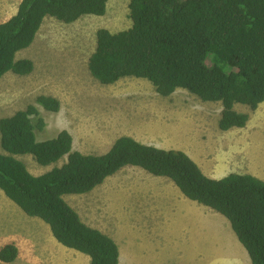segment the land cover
<instances>
[{
  "label": "trees",
  "instance_id": "trees-1",
  "mask_svg": "<svg viewBox=\"0 0 264 264\" xmlns=\"http://www.w3.org/2000/svg\"><path fill=\"white\" fill-rule=\"evenodd\" d=\"M110 1L21 0L16 14L0 23V80L33 72V62L17 54L34 43L45 19L70 25L102 17ZM128 9L130 28L96 32L90 75L101 85L143 79L162 97L186 90L202 102L221 103V131L244 128L249 116L234 106L256 110L264 103V0H129ZM36 103L52 113L61 107L51 96H38ZM45 126L34 105L0 120V191L26 216L45 223L60 245L89 257V264H119V248L86 225L64 197L90 193L126 167L166 178L190 201L222 215L251 264H264L263 181L235 173L211 179L186 153L129 136L118 138L105 154H82L73 150L66 130L38 141ZM25 155L44 168L66 161L34 176L16 158ZM18 256L12 243L0 248L3 264Z\"/></svg>",
  "mask_w": 264,
  "mask_h": 264
},
{
  "label": "rangeland",
  "instance_id": "rangeland-1",
  "mask_svg": "<svg viewBox=\"0 0 264 264\" xmlns=\"http://www.w3.org/2000/svg\"><path fill=\"white\" fill-rule=\"evenodd\" d=\"M20 1L0 0V23L16 14ZM128 4L129 0H111L104 16H87L70 25L45 19L34 43L17 54V59L33 62V72L28 76L8 73L0 80V120L34 105L46 124L43 131L37 132V140L54 138L66 130L72 136L73 150L82 154H105L122 136L136 137L146 143L150 142L148 139L159 138L161 142L157 145L165 150L189 151L206 175L219 169L220 176L251 172L254 166L264 169V103L256 110L236 104L234 110L247 114L249 120L244 128L223 132L218 128L222 112L219 102H202L183 89L170 97H162L143 79L128 78L114 85H101L90 75L88 60L95 50L96 32L106 29L116 33L130 28ZM41 95L59 100V112H48L39 106L36 99ZM164 137L168 143L162 142ZM240 140L246 141L237 145ZM0 154H4L1 147ZM16 158L34 176L66 161L64 158L44 168L32 156ZM163 179L166 178L155 177L140 168L126 167L91 194L66 198L86 225L117 234L122 252H126V240L138 239L139 246L133 250L143 259L147 255L145 250L153 256L175 243L183 246L185 238L181 231H187V241L195 229L201 231L204 227L206 234L210 231L200 219L176 216L178 212L173 207L179 205L163 198L171 196L165 185L171 181L161 182ZM212 213L221 216L215 211ZM162 217L169 220L165 218L162 222ZM213 225L211 236L202 239L207 247L213 246V232L220 228ZM228 226L231 237L227 253L232 260L239 259L244 249L229 223ZM10 243L19 251L17 260L11 264L90 262L86 255L61 246L45 223L26 216L0 191V248ZM164 254L169 255L168 252L156 255ZM206 260L203 254L201 261Z\"/></svg>",
  "mask_w": 264,
  "mask_h": 264
},
{
  "label": "crops",
  "instance_id": "crops-1",
  "mask_svg": "<svg viewBox=\"0 0 264 264\" xmlns=\"http://www.w3.org/2000/svg\"><path fill=\"white\" fill-rule=\"evenodd\" d=\"M254 135H260V134H253V136ZM132 138L143 143V144L152 146V143H154V144H156V145H154V147H157L160 149H165V147H161V146L157 145V144H159V142H161L159 138L148 139L147 141H150L149 143H146L142 140H139L136 137L135 138L132 137ZM165 138L166 137L161 139L162 142L168 143L166 140H164ZM246 140H248V139H246ZM246 140H240V142H237V145H243ZM182 151L184 153H186L192 159V157H191L192 155H190L189 151L184 150V149H182ZM238 154H241V153L238 152ZM193 161L195 162V160H193ZM220 170L221 169H219L217 171H213L212 174L210 173L208 175H206L204 172L203 173L207 177H209L211 179H215V180L222 179V178L232 174V173H229V174L227 173L226 175L220 176V174H218ZM242 174H249V175H251V176H253V177L264 182V169L261 166H254L253 171H251V172L249 171V172L242 173ZM155 179H157V178H155ZM157 180H160V179H157ZM164 181H168V180L163 179V181H161V182H164ZM165 185H167V191H169V193H171V196H163V198L166 199L168 202H174V203H176V205H179L178 207H176V206L173 207L174 210H176V212H178V215H176V216L181 217V218H191L193 216L196 219H200L202 222H205V225L209 226V228H208V229H210L209 233L206 234L204 232V227L201 229V231L200 230L198 231L197 229H195L194 233H193L194 235L191 237V239L189 241H187V231H181L182 236L185 238L184 239L185 242H184L183 246L180 247L178 243H175L172 246L165 247V248L161 249V251L156 253V254H160V253L168 252L169 255H165V254L164 255H156L155 254L153 256H150L149 252L147 250H145L144 253L147 255L146 256L144 255V258L141 259L140 255H137L138 251L133 250V248L139 246L138 239H136L135 242L130 241V240H126V244H125L126 252L125 251L122 252L121 246L118 242L117 234H116V236H114V235L107 233L104 230L103 231L99 230L102 233L111 237L114 240V242L117 244V246L119 248V252H120L119 264H251L249 256H248V254L244 248H243L244 249L243 252H240L239 259L235 258L234 260H232V258H230V256L228 255V253H227L228 240H229V237H231L229 234V226H228L229 222H227V220H225V218L221 217L222 215L217 216L215 213H212L213 211L206 210V209H208L207 207H205L206 208L205 209L204 206L202 207L198 203L196 204V202L192 203L193 201H190L189 199L186 200L187 199L186 197H185L186 198L185 199V198H183V196L178 194V192H177L176 188L173 186L172 182L168 181ZM96 189H98V188H96ZM96 189H94L93 191H91L88 194L74 195V196L68 195L67 197H75V196L85 197V196L91 194L92 192H94ZM65 198H66V196L64 197V199ZM86 199H89V198H86ZM65 201L73 208V206L70 204V202L67 200V198L65 199ZM168 202H167V205L169 204ZM75 211L79 215L80 219L83 221L80 213L77 210H75ZM186 215H189V216H186ZM165 218H168V217H162V218H160V220L162 222H164ZM168 220H169V218H168ZM213 223L215 225L219 226L220 228H215V230L213 232V237H214L213 246L207 247L206 245L202 244V239L203 238L206 239L207 236H211L212 226L214 227ZM130 228H132V227H130ZM223 231L226 232L225 237L223 235ZM166 233H168V231ZM143 247L144 246H142L141 248H143ZM179 248H181L183 251H180ZM224 248H225V251L223 250ZM142 254H143V252H142ZM203 254H206L207 260L205 262L201 261V257ZM230 259H231V261H230Z\"/></svg>",
  "mask_w": 264,
  "mask_h": 264
}]
</instances>
